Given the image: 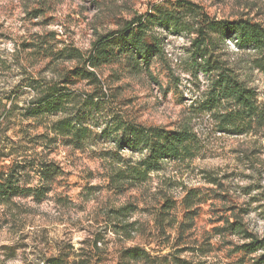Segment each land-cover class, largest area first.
Returning a JSON list of instances; mask_svg holds the SVG:
<instances>
[{
  "label": "rangeland",
  "instance_id": "obj_1",
  "mask_svg": "<svg viewBox=\"0 0 264 264\" xmlns=\"http://www.w3.org/2000/svg\"><path fill=\"white\" fill-rule=\"evenodd\" d=\"M135 19L160 48L151 64L110 55L94 67L102 39ZM239 19L264 26V0H0V173L42 191L0 204V264H256L263 251L246 252L231 226L264 239L260 55L233 36L213 34L206 57L197 48L206 23ZM223 70L255 92L259 122L233 127L234 105L210 101ZM51 87L71 94L66 110L32 117ZM121 122L189 129L195 154L135 178L148 151L117 144Z\"/></svg>",
  "mask_w": 264,
  "mask_h": 264
},
{
  "label": "trees",
  "instance_id": "obj_2",
  "mask_svg": "<svg viewBox=\"0 0 264 264\" xmlns=\"http://www.w3.org/2000/svg\"><path fill=\"white\" fill-rule=\"evenodd\" d=\"M137 22L139 24L141 23V21L136 19L131 21L126 31L119 32L120 34L117 40H110V38L118 33L105 36L102 39L104 42H102L100 48L96 49L97 56L92 59L94 61L92 65L96 67L100 62H105V60L112 56L124 58L128 62L139 60L145 65H150L153 57L157 53H160V48L157 46L158 44L151 47L145 42L148 34L145 30V24L138 25V30L136 29V31L131 29ZM199 34L202 41L199 42L197 48L198 51L203 52L200 56L206 57L208 47L215 44V40L212 38L213 34L218 39L233 36L238 39L240 44L253 46L254 50L260 55L259 67L264 70V26L262 24L243 19L235 21H212L206 23L201 28ZM112 47L113 50L117 48L116 55H114L113 51H110V53L107 51ZM75 73L77 72L75 71ZM85 73H87V77L95 78L94 73ZM78 75L85 76L82 73ZM218 78L214 83V96H212L210 101H226L234 105L235 113L227 116V120L233 123L232 126H237V121L242 123V125L251 124L253 121L259 122L260 109L257 104L255 92L247 88L243 82L239 81L237 77L227 70H223L218 75ZM70 97V93L63 94L58 87H51L48 92L35 102L36 107L28 111L32 117H39L47 113L64 112ZM60 130H62L65 136H71L77 144H81L85 140L86 129L78 128L69 121L60 122ZM118 133L117 144L121 148H144L148 151V157L143 162L142 168H133L130 172L131 176L135 178L144 179L151 168L159 165L165 159H174L183 156L192 157L196 150L195 134L189 129L167 131L161 128L146 129L123 123L118 128ZM45 171L48 172V179L56 177L58 172L53 167ZM13 172L11 171V174L8 176L0 173V204L9 203L14 197L20 194L27 196L42 194V191L39 190L38 193L37 189H22L20 179ZM231 228L237 234L244 235L250 241L249 244L241 247L246 252L254 254L263 251V254L256 261V264H264V239H259L246 231L241 222L232 225ZM144 254V251L139 249L126 251V256L129 259L142 258ZM54 264L56 263L54 262Z\"/></svg>",
  "mask_w": 264,
  "mask_h": 264
}]
</instances>
